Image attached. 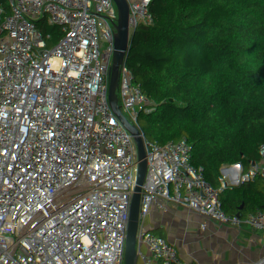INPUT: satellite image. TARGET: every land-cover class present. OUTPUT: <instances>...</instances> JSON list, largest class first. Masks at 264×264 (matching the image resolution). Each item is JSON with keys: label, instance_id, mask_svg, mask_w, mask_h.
Here are the masks:
<instances>
[{"label": "trees", "instance_id": "16d2710c", "mask_svg": "<svg viewBox=\"0 0 264 264\" xmlns=\"http://www.w3.org/2000/svg\"><path fill=\"white\" fill-rule=\"evenodd\" d=\"M143 62L148 84L88 187L115 234L102 260L264 264V0H201L167 15ZM0 159L11 176L22 168L7 147Z\"/></svg>", "mask_w": 264, "mask_h": 264}, {"label": "built area", "instance_id": "2783aa9c", "mask_svg": "<svg viewBox=\"0 0 264 264\" xmlns=\"http://www.w3.org/2000/svg\"><path fill=\"white\" fill-rule=\"evenodd\" d=\"M143 1L0 0V150L7 147L22 160L11 176V165L0 159V264H91L70 235L79 141L56 107L53 88L63 61L82 40L125 26ZM200 3L152 0L137 26L112 42L126 60L113 80L104 124L90 134L91 166L113 153L111 134L119 115L135 88L148 84L143 57L164 17ZM30 28L38 30L29 33ZM88 187L81 197L79 233L105 264L100 247L115 234L96 212Z\"/></svg>", "mask_w": 264, "mask_h": 264}, {"label": "water", "instance_id": "95a60500", "mask_svg": "<svg viewBox=\"0 0 264 264\" xmlns=\"http://www.w3.org/2000/svg\"><path fill=\"white\" fill-rule=\"evenodd\" d=\"M151 2L152 0H144L138 13L130 19L125 26L116 27L115 29L107 31L101 35H91L82 40L63 61L53 88V96L56 107L73 128L79 141V150L76 155L77 163L75 167V184L71 198V213L69 222L70 235L80 252L91 264L102 263L99 258L96 255H93L84 245L78 227V220L81 212V197L91 181V173L94 167V164L92 166L90 164V133L80 118L68 105L64 93L65 84L69 74L87 49L91 46H100L115 42L128 34L137 26L144 13L148 10ZM252 243L254 250H257L260 244V239H254L252 240Z\"/></svg>", "mask_w": 264, "mask_h": 264}, {"label": "crops", "instance_id": "0c3cea01", "mask_svg": "<svg viewBox=\"0 0 264 264\" xmlns=\"http://www.w3.org/2000/svg\"><path fill=\"white\" fill-rule=\"evenodd\" d=\"M91 47L69 74L64 89L68 105L90 134L104 124L113 80L126 60L112 42Z\"/></svg>", "mask_w": 264, "mask_h": 264}]
</instances>
